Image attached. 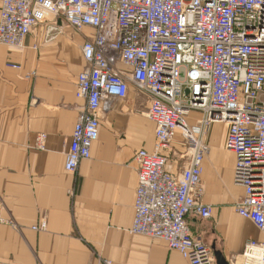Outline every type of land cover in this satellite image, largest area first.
Returning <instances> with one entry per match:
<instances>
[{
	"label": "built area",
	"instance_id": "1",
	"mask_svg": "<svg viewBox=\"0 0 264 264\" xmlns=\"http://www.w3.org/2000/svg\"><path fill=\"white\" fill-rule=\"evenodd\" d=\"M62 17L91 30L82 47L86 68L77 88L86 101L66 155L76 173L99 139L101 113L133 83L151 97L154 151L135 154L138 186L131 232L163 240L190 264H213L211 248L194 236L187 217H213L199 201L207 135L216 123L236 155L234 180L244 187L235 205L264 233V0H1L0 44L23 47L31 30ZM49 26V32L54 31ZM122 64L127 69L118 68ZM188 90V92H187ZM199 118L190 121L192 113ZM181 134L190 159L180 173L163 153ZM46 135L35 147L45 149ZM0 225L15 223L1 214ZM47 229L46 220L32 227ZM245 264H264V242H247Z\"/></svg>",
	"mask_w": 264,
	"mask_h": 264
},
{
	"label": "crops",
	"instance_id": "2",
	"mask_svg": "<svg viewBox=\"0 0 264 264\" xmlns=\"http://www.w3.org/2000/svg\"><path fill=\"white\" fill-rule=\"evenodd\" d=\"M1 15V0H0ZM49 26L56 29L49 32ZM91 30L77 31L62 17L35 26L23 47L0 44V202L11 224L0 225V264H190L163 240L133 234L139 166L135 154L154 151L151 97L133 83L124 99L101 113L99 139L78 171L66 155L85 99L77 78L86 68L82 47ZM118 68L127 69L122 64ZM200 114L194 112L189 120ZM45 134V149L35 147ZM222 125L207 135L201 203L213 217L188 215L194 236L214 255L240 264L248 241L264 233L236 211L245 195L234 180L236 155L223 145ZM167 157L169 172L188 164L189 146L178 134ZM46 220L47 229L32 227Z\"/></svg>",
	"mask_w": 264,
	"mask_h": 264
},
{
	"label": "water",
	"instance_id": "3",
	"mask_svg": "<svg viewBox=\"0 0 264 264\" xmlns=\"http://www.w3.org/2000/svg\"><path fill=\"white\" fill-rule=\"evenodd\" d=\"M187 92H188V90H187ZM215 255H216V259H217L218 264H229V263L225 260V258H223V255H222L221 252L217 251V252L215 253Z\"/></svg>",
	"mask_w": 264,
	"mask_h": 264
},
{
	"label": "rangeland",
	"instance_id": "4",
	"mask_svg": "<svg viewBox=\"0 0 264 264\" xmlns=\"http://www.w3.org/2000/svg\"><path fill=\"white\" fill-rule=\"evenodd\" d=\"M222 125V124H221ZM222 133H223V136H224V133H225V129L223 128V126H222ZM208 143V142H207ZM202 194H203V187H202V185H201V189H200V199H201V196H202ZM199 199V200H200ZM206 205H209V204H206ZM240 264H245V258H244V256H242V258H238V260H237Z\"/></svg>",
	"mask_w": 264,
	"mask_h": 264
}]
</instances>
